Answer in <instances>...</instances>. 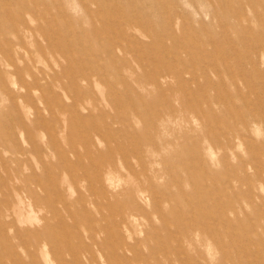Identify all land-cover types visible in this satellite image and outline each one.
<instances>
[{
    "label": "rangeland",
    "instance_id": "374dc122",
    "mask_svg": "<svg viewBox=\"0 0 264 264\" xmlns=\"http://www.w3.org/2000/svg\"><path fill=\"white\" fill-rule=\"evenodd\" d=\"M50 263L264 264V0H0V264Z\"/></svg>",
    "mask_w": 264,
    "mask_h": 264
},
{
    "label": "bare ground",
    "instance_id": "6f19581e",
    "mask_svg": "<svg viewBox=\"0 0 264 264\" xmlns=\"http://www.w3.org/2000/svg\"><path fill=\"white\" fill-rule=\"evenodd\" d=\"M27 5V4H26ZM86 9V8H85ZM120 96V95H119ZM246 96V95H245ZM130 98V97H129ZM211 117V116H210ZM240 121V120H239ZM42 137V136H41ZM257 179V178H256ZM209 191V190H208ZM190 204V203H189ZM136 222V221H135ZM45 242V241H44ZM43 244H46V243H43ZM45 246V245H44ZM44 250H46V249H44ZM43 252V251H42ZM41 252V253H42ZM40 253V252H39ZM47 253V252H46ZM46 256L48 257V253L46 254ZM44 258V257H43ZM46 259V258H45ZM50 259V258H49ZM47 260H48V258H47ZM49 261V260H48ZM52 262V261H51ZM51 264V263H50Z\"/></svg>",
    "mask_w": 264,
    "mask_h": 264
}]
</instances>
